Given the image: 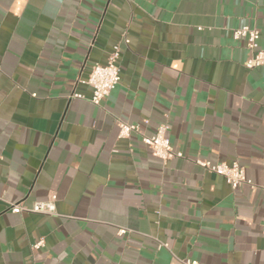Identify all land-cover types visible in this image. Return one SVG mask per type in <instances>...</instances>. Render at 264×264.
<instances>
[{"label":"crops","instance_id":"crops-1","mask_svg":"<svg viewBox=\"0 0 264 264\" xmlns=\"http://www.w3.org/2000/svg\"><path fill=\"white\" fill-rule=\"evenodd\" d=\"M242 26L264 48V0H0V264H264V67H244ZM115 45L94 106L83 82ZM118 122L166 123L182 157ZM50 193L56 216L8 208Z\"/></svg>","mask_w":264,"mask_h":264},{"label":"built area","instance_id":"built-area-1","mask_svg":"<svg viewBox=\"0 0 264 264\" xmlns=\"http://www.w3.org/2000/svg\"><path fill=\"white\" fill-rule=\"evenodd\" d=\"M232 38L235 41L244 40L246 49L250 52V57L243 64L246 69L264 67V48L260 46V32L257 29L242 26L233 30ZM119 52L118 46L115 45L108 55L106 63L104 65H95L91 69L87 80L83 82L91 88L90 102L94 106H100L102 100L106 98L120 82V70L118 66ZM75 97L82 98L81 95H75ZM144 123L146 124L147 122ZM118 128V136L120 138L129 137L132 133L141 135V142L148 148L151 155L158 158L163 164L170 159L182 157V154L174 152L169 144L167 137L168 125L166 123L157 126L155 132L151 136L142 134L139 124L118 122ZM195 164L210 173L222 177L226 184L233 190L241 185H248L254 188V185L245 176L244 167L238 162H232L230 165H227L225 163L211 164L204 160H195ZM56 199V195L50 193L45 201L34 202L30 207L11 203L8 208L10 212L14 214L25 212L44 216H56ZM262 234L264 239V216L262 218ZM41 245L42 241H39L34 244L33 247L39 248ZM183 264L198 263L184 260Z\"/></svg>","mask_w":264,"mask_h":264}]
</instances>
